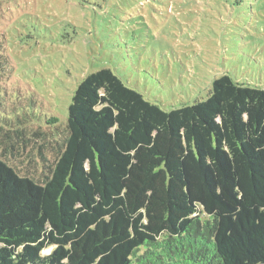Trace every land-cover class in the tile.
<instances>
[{"label":"trees","instance_id":"trees-1","mask_svg":"<svg viewBox=\"0 0 264 264\" xmlns=\"http://www.w3.org/2000/svg\"><path fill=\"white\" fill-rule=\"evenodd\" d=\"M6 44L0 264H264V85L168 108L104 66L62 121L10 91Z\"/></svg>","mask_w":264,"mask_h":264},{"label":"rangeland","instance_id":"rangeland-1","mask_svg":"<svg viewBox=\"0 0 264 264\" xmlns=\"http://www.w3.org/2000/svg\"><path fill=\"white\" fill-rule=\"evenodd\" d=\"M0 30L10 91L62 121L104 66L168 108L207 99L224 72L264 85V0H0Z\"/></svg>","mask_w":264,"mask_h":264}]
</instances>
